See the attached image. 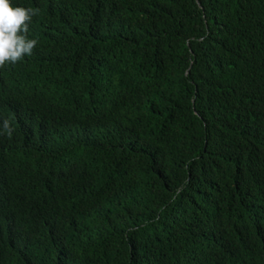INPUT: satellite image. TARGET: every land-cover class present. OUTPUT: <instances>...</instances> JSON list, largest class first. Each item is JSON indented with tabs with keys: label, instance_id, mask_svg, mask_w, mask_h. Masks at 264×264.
I'll list each match as a JSON object with an SVG mask.
<instances>
[{
	"label": "trees",
	"instance_id": "1",
	"mask_svg": "<svg viewBox=\"0 0 264 264\" xmlns=\"http://www.w3.org/2000/svg\"><path fill=\"white\" fill-rule=\"evenodd\" d=\"M10 2L0 264H264V0Z\"/></svg>",
	"mask_w": 264,
	"mask_h": 264
},
{
	"label": "clouds",
	"instance_id": "2",
	"mask_svg": "<svg viewBox=\"0 0 264 264\" xmlns=\"http://www.w3.org/2000/svg\"><path fill=\"white\" fill-rule=\"evenodd\" d=\"M38 8L14 6L10 0H0V67L15 65L25 56H31L38 41L29 38V25ZM5 130L11 135L8 121Z\"/></svg>",
	"mask_w": 264,
	"mask_h": 264
}]
</instances>
